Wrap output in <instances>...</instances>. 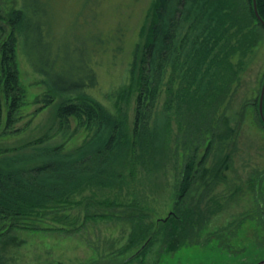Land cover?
I'll return each instance as SVG.
<instances>
[{
	"label": "trees",
	"instance_id": "obj_1",
	"mask_svg": "<svg viewBox=\"0 0 264 264\" xmlns=\"http://www.w3.org/2000/svg\"><path fill=\"white\" fill-rule=\"evenodd\" d=\"M256 2L264 20V0ZM29 4L30 0H24L22 7L6 14L0 5V135L14 134V126L22 118L21 109L26 104L27 90L20 80L18 52L22 43L25 55H30L26 50L27 29L37 27L28 16ZM30 13L33 18L38 16L35 10ZM147 16L148 25L140 26V40L130 53L127 87L118 94L113 92L110 98L114 111L82 92L83 88L97 87L94 68L87 69L86 83L62 86L46 83L49 90L44 106L51 104L52 94L60 95L63 99L55 111L59 129L66 136L73 120L89 134L83 144L69 152L60 146L47 145V137L35 138L18 147L0 144V240L8 238L13 230H40L36 223L42 217L81 205L82 201L71 199L76 193L115 186L121 192L127 184L126 177L135 182L138 167L148 165L150 175H160L166 159L171 158L173 117L177 128L184 132L183 138L176 142L179 147L176 154L180 147L184 149V163L174 187V213L158 224L155 238L158 241L160 237L164 247L172 237H178L180 244L199 240L208 220L206 208L216 203V198L209 197L204 209L200 197L195 204L186 202L193 191L198 194L201 188L203 194L212 195L213 182L222 180L221 172L231 164V154L225 149L235 140L236 130L225 116L224 107L240 81L247 58L261 40L264 27L254 15L252 0H154ZM120 31V27L114 29L107 41L113 45L110 48L113 57L123 42ZM29 51L35 70L43 72L46 68L37 58V50ZM162 92L163 107L157 110ZM133 93L134 119L130 127L121 103L128 106ZM250 106L254 108V103ZM244 114V110L238 113L241 122ZM257 114L263 125L258 106ZM216 145L219 155L208 167ZM29 147L33 152H24ZM132 196L129 204L119 202L116 197L95 203L104 210L130 208L144 212L147 207L139 204L146 203V195L134 191ZM208 209L211 214L214 212V208ZM140 213L131 216L136 221L137 240L149 228L144 223L147 217ZM110 217L86 215L87 219ZM67 219L64 215L51 220L67 226ZM48 230L69 232L65 228ZM154 241V238L149 241L146 251Z\"/></svg>",
	"mask_w": 264,
	"mask_h": 264
},
{
	"label": "rangeland",
	"instance_id": "obj_2",
	"mask_svg": "<svg viewBox=\"0 0 264 264\" xmlns=\"http://www.w3.org/2000/svg\"><path fill=\"white\" fill-rule=\"evenodd\" d=\"M23 1L0 0L1 10L4 14L12 12L22 7ZM153 1L30 0L28 16L37 27L27 29L26 50L33 56L29 50L36 49L37 58L48 70H35L30 55H25L22 43L19 45L20 80L27 90L26 104L21 109L22 118L14 126V134L0 135V144L18 147L35 138L47 137V145L60 146L65 152L83 144L89 134L73 120L66 136L59 129L55 111L63 99L60 95L50 94L54 96L52 102L44 106L49 90L46 83L59 86L79 81L86 83L87 69L94 68L97 87L83 88L82 92L91 94L114 111L110 98L113 92L118 94L121 88L127 87L130 53L134 43L140 40V26L148 25L147 13ZM33 10L38 13L36 18L30 13ZM118 27L123 42L113 57L110 53L113 45L107 41ZM93 50L97 51L95 56ZM263 78L264 33H261V40L247 58L240 81L233 87L224 107L225 116L236 130L235 140L225 149L231 154V164L221 172L222 180L218 178L213 182L212 195L203 194L204 188H201L198 194L193 191L186 202L195 204L200 197L204 209L209 197L217 201L208 205L214 208L212 214L208 206L206 208L208 220L198 241L180 244L178 237H172L164 247L161 238L158 241L155 238L158 224L174 213V187L184 163V149L180 147L176 154L177 140L183 138L184 132L177 128L173 117L169 143L171 158L166 159L165 168L159 171L161 176L158 173L150 175L147 165L138 167L135 182L126 177L127 184L122 186L121 192L115 186L74 194L71 199L82 201L81 205L42 217L36 223L40 230H13L8 238L0 240V264H264V126L257 120ZM164 94L162 92L157 110L163 107ZM135 95L133 93L128 106L121 103L130 127L134 119ZM246 103L250 104L245 108ZM243 110L245 117L241 122L238 113ZM217 149L216 145L208 167L217 160ZM24 152L33 150L29 147ZM203 152L201 148L200 154ZM134 191L146 195V203L139 204L147 207L142 213L130 208L104 210L95 203L116 197L119 202L129 204ZM139 213L147 217L144 223L149 227L141 240L135 236L138 229L131 218ZM93 214H108L112 219L86 218ZM64 215L69 218L65 221L67 226L51 220ZM47 228H65L69 232ZM153 238L152 246L135 258L142 246Z\"/></svg>",
	"mask_w": 264,
	"mask_h": 264
},
{
	"label": "water",
	"instance_id": "obj_3",
	"mask_svg": "<svg viewBox=\"0 0 264 264\" xmlns=\"http://www.w3.org/2000/svg\"><path fill=\"white\" fill-rule=\"evenodd\" d=\"M252 6H253V12H254L256 19L264 27V20L259 15L256 0H252ZM263 103H264V80L262 82L259 100H258V113H259V117H260V119L264 125Z\"/></svg>",
	"mask_w": 264,
	"mask_h": 264
},
{
	"label": "flooded vegetation",
	"instance_id": "obj_4",
	"mask_svg": "<svg viewBox=\"0 0 264 264\" xmlns=\"http://www.w3.org/2000/svg\"><path fill=\"white\" fill-rule=\"evenodd\" d=\"M167 218H168V217H167ZM167 218H166V219H167ZM166 219H164L163 221H165ZM145 247H146V244L142 246L141 250L138 251V253H137L138 255L136 254L134 257H135V258H137V256L139 257L140 253H141L143 250H145V249H144ZM143 252H144V251H143Z\"/></svg>",
	"mask_w": 264,
	"mask_h": 264
},
{
	"label": "bare ground",
	"instance_id": "obj_5",
	"mask_svg": "<svg viewBox=\"0 0 264 264\" xmlns=\"http://www.w3.org/2000/svg\"><path fill=\"white\" fill-rule=\"evenodd\" d=\"M42 29V28H41Z\"/></svg>",
	"mask_w": 264,
	"mask_h": 264
}]
</instances>
